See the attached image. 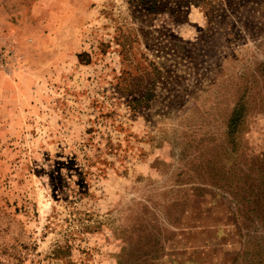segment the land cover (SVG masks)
Returning a JSON list of instances; mask_svg holds the SVG:
<instances>
[{"label":"rangeland","instance_id":"obj_1","mask_svg":"<svg viewBox=\"0 0 264 264\" xmlns=\"http://www.w3.org/2000/svg\"><path fill=\"white\" fill-rule=\"evenodd\" d=\"M163 1L0 0V264H264V0Z\"/></svg>","mask_w":264,"mask_h":264},{"label":"trees","instance_id":"obj_2","mask_svg":"<svg viewBox=\"0 0 264 264\" xmlns=\"http://www.w3.org/2000/svg\"><path fill=\"white\" fill-rule=\"evenodd\" d=\"M210 1L211 0H183L182 3H181V7L178 10H179V12H181V11L186 12V11H188L190 9V7L193 4L203 5L205 7L207 5L210 6L211 5ZM228 2H230V3H228ZM128 3L132 7L141 8V10L144 11L145 14H146L145 17L149 18L147 21H152V19L154 17H156V16H158V15H160L162 13L167 12L166 10L168 8L169 1H163V0H128ZM256 5H257L256 7L261 9V2L260 3H256ZM235 7H236V4L232 3L231 0H229V1L225 2V3L222 2L219 6L217 4L216 7H214V6L211 7L210 6V7L206 8V9H208L209 11H211V13H213V12H217V11H225V10H228V9L231 10V9H233ZM184 8H185V11H184ZM207 17L211 18L209 14H207Z\"/></svg>","mask_w":264,"mask_h":264}]
</instances>
